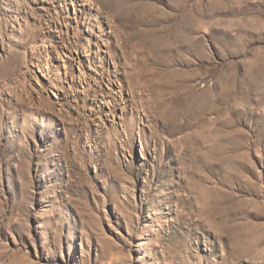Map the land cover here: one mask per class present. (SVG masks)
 Wrapping results in <instances>:
<instances>
[{"label":"rangeland","instance_id":"374dc122","mask_svg":"<svg viewBox=\"0 0 264 264\" xmlns=\"http://www.w3.org/2000/svg\"><path fill=\"white\" fill-rule=\"evenodd\" d=\"M0 264H264V0H0Z\"/></svg>","mask_w":264,"mask_h":264}]
</instances>
